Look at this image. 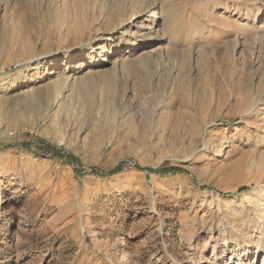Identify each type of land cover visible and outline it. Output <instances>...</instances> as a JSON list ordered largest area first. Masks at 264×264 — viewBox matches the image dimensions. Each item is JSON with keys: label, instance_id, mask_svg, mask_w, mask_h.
I'll return each mask as SVG.
<instances>
[{"label": "rangeland", "instance_id": "374dc122", "mask_svg": "<svg viewBox=\"0 0 264 264\" xmlns=\"http://www.w3.org/2000/svg\"><path fill=\"white\" fill-rule=\"evenodd\" d=\"M3 72L0 264H233L264 243V0H0Z\"/></svg>", "mask_w": 264, "mask_h": 264}, {"label": "bare ground", "instance_id": "6f19581e", "mask_svg": "<svg viewBox=\"0 0 264 264\" xmlns=\"http://www.w3.org/2000/svg\"><path fill=\"white\" fill-rule=\"evenodd\" d=\"M157 4H158L157 1H152L151 2V5H153V6H157ZM260 16H261V11H260L259 8H256L248 16V20H249L250 24H256L258 22V20L260 19ZM150 17H153V15H151ZM142 35H143V33H142ZM113 38L117 39L119 37L118 36H113ZM103 40L104 39L102 37H99V38H96L93 41H89L86 44L79 45L75 49L66 51L63 54L62 59H64V62L65 61L68 62L69 60H73L74 58L78 57V55L83 54L86 51H88V52L90 51L87 54L88 58H90V57L92 58L95 54L99 55L101 53H104L105 44L103 43L104 42ZM143 43H144V40L142 38H131V39L124 40L123 47L127 48V49L129 48L130 50H133L134 47H136L138 45H141ZM113 44H114V42H113ZM115 48L119 49L120 47H115ZM59 58H61V57L59 56L58 52L48 51V52H42V53H39V54H35L32 57L28 58L27 60L23 61L22 63L18 64V67L20 68V71L23 72V77L18 79V80H16L15 82H13L12 86L10 87V89L8 91H6V94H10L12 92H16L19 88H22V87H24L26 85L35 84V82H37L39 79L42 78L39 75V71L40 70H45L46 69L45 67H47L48 65L54 64ZM104 60L105 59H102L100 62H103ZM84 64L85 63L73 64L72 70H76V69L82 68V66H84ZM7 79H8L7 73L3 72V73L0 74V83L7 82L6 81ZM230 150H231V145H230V142L228 141L227 145H226V149L224 150L223 154L230 153ZM3 190H4L3 187H1L0 188V206H1V203L3 202V197L1 195V192ZM247 198H248V200H250L252 202L255 201L254 199H250L249 197H247ZM247 198H246V200H247ZM255 202H257V200ZM258 202H257V204L261 205V203L260 202L258 203ZM261 208H262V217H263L262 219L264 220V206L261 207ZM260 239L261 238L258 237L257 241L255 243V246L253 248L246 249L244 251L243 255L233 264H249V261L252 260V259H255L256 255L260 254V253L263 254V259H262L260 264H264V250H262V248H261V247H263V249H264V243H263V241H260ZM210 245H211V243L208 246H210ZM216 245H217L216 242H215V244L211 245L212 256L214 258H216V259H219V257L214 256L215 253H216V250H217V246Z\"/></svg>", "mask_w": 264, "mask_h": 264}, {"label": "trees", "instance_id": "16d2710c", "mask_svg": "<svg viewBox=\"0 0 264 264\" xmlns=\"http://www.w3.org/2000/svg\"><path fill=\"white\" fill-rule=\"evenodd\" d=\"M121 166H122V165H121ZM121 166L116 167V168L113 170V172L120 171V170H121Z\"/></svg>", "mask_w": 264, "mask_h": 264}]
</instances>
